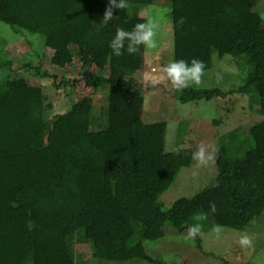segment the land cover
Listing matches in <instances>:
<instances>
[{"label":"trees","instance_id":"obj_1","mask_svg":"<svg viewBox=\"0 0 264 264\" xmlns=\"http://www.w3.org/2000/svg\"><path fill=\"white\" fill-rule=\"evenodd\" d=\"M158 1L128 0V9H114L100 25L108 0H0V23L51 50L53 67L69 65L75 47L84 64L94 60L87 53L94 49L101 53L94 62L130 75L145 46L117 57L109 43L117 28L131 31L136 13ZM163 1L178 60L199 59L206 71L215 54L237 59L247 74L229 93L247 96L250 114L263 119L222 140L207 187L163 209L159 198L193 160L188 149L164 151V123L91 130L82 102L48 121L41 90L10 71L11 61L0 62V264H75V243L90 244L98 262L141 260L144 243L163 238L165 226L178 233L192 225L243 232L264 213V29L257 0ZM27 60L24 77L48 76L33 66L40 57ZM83 77L94 88L107 83L100 74ZM137 94L124 91L110 101L130 115L141 103ZM183 94L187 101L225 96L219 89Z\"/></svg>","mask_w":264,"mask_h":264},{"label":"rangeland","instance_id":"obj_2","mask_svg":"<svg viewBox=\"0 0 264 264\" xmlns=\"http://www.w3.org/2000/svg\"><path fill=\"white\" fill-rule=\"evenodd\" d=\"M164 5L165 2L161 0L136 13L138 23L154 20L159 25L156 36L158 48L151 50L145 46V51L137 55L140 68L130 75L123 70L110 68L108 64L94 62L95 56L101 54L94 49L87 52L94 60L89 65L84 64L75 47H72L73 58L69 65L62 69L53 67L50 64L51 50H42V44L37 46L32 40L28 43L3 23H0V62L11 61L10 71L23 74L22 80L28 86L41 90L48 121L55 115L65 114L73 104L82 102L91 117V130L164 123L165 152L181 148L190 150L193 156L200 147H204L212 159L201 165L193 156L192 164L179 171L172 186L159 198L163 209H168L177 199L191 198L213 181L217 175V152L229 133L242 126H245L244 130L263 118L256 112L250 114L247 96L229 93L242 83L247 74L239 61L230 55L222 58L213 55L212 66L204 71L200 85L182 91L172 88L162 68L170 61L178 60V57L173 46L171 9ZM255 9L262 18L264 29V0H257ZM33 48L36 50L30 54ZM35 55L40 60H34L33 66L40 64V75L46 72L48 76L24 77L27 73L21 63L25 57L29 58L27 61H32ZM85 72L96 76L100 74L107 83L103 82L99 88L89 86L83 77ZM116 85L117 88L114 87ZM118 86H122V89ZM211 89H219L225 96L208 101L184 99L183 93L190 90ZM130 90L139 92L134 97L141 103L137 104L139 107H131L130 115H126L117 104H111L110 96L115 102V98L121 100L124 91ZM164 234L159 240L144 243L148 251L146 259L124 263L98 262L92 256L90 244L75 243V264H264V213L243 232L216 226L201 229L193 237L188 230L178 233L165 226ZM243 235L251 239L249 246L240 244Z\"/></svg>","mask_w":264,"mask_h":264},{"label":"clouds","instance_id":"obj_3","mask_svg":"<svg viewBox=\"0 0 264 264\" xmlns=\"http://www.w3.org/2000/svg\"><path fill=\"white\" fill-rule=\"evenodd\" d=\"M128 0H108V7L105 9L100 25H107L113 19V10L128 9ZM183 21L181 20V23ZM159 25L154 20L144 23H137L131 31L122 27L116 29L114 37L109 43L114 56H121L125 52L128 55H134L138 52L141 45L148 49L158 48L156 39ZM205 71V64L199 59L193 58L190 62L186 60H172L162 68V72L169 80L172 88L176 91H182L193 85H200ZM194 159L201 165L208 163L212 156L208 154L204 147H200L194 154ZM212 211H215V204L210 205ZM189 234L193 237L200 231V225H192L189 228ZM240 244L249 246L251 239L247 235L240 238Z\"/></svg>","mask_w":264,"mask_h":264},{"label":"crops","instance_id":"obj_4","mask_svg":"<svg viewBox=\"0 0 264 264\" xmlns=\"http://www.w3.org/2000/svg\"><path fill=\"white\" fill-rule=\"evenodd\" d=\"M152 71V70H151ZM152 72H154V71H152Z\"/></svg>","mask_w":264,"mask_h":264}]
</instances>
